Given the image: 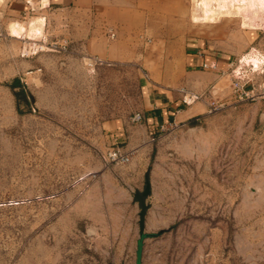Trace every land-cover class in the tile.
Returning <instances> with one entry per match:
<instances>
[{
  "label": "rangeland",
  "instance_id": "1",
  "mask_svg": "<svg viewBox=\"0 0 264 264\" xmlns=\"http://www.w3.org/2000/svg\"><path fill=\"white\" fill-rule=\"evenodd\" d=\"M31 3L19 20L7 19L0 3V264L128 263L133 244L114 256L120 228L99 225L107 205L99 189L119 185L117 173L128 175L137 161L143 191L154 155L147 146L137 157V140L110 144L105 124L138 125L131 118L146 84L176 88L185 38L218 39L219 52L235 59L264 53V35L253 40L255 31L228 18L194 21V0H90L63 13L47 11L48 0ZM103 44L118 46L117 57L93 54ZM195 83L183 89L209 97L208 113L183 128L205 138L184 172L171 166L160 175L184 217L171 231L177 239L157 242L140 264H264V100L236 102L226 76L212 94L194 91ZM112 149L130 162L106 161Z\"/></svg>",
  "mask_w": 264,
  "mask_h": 264
},
{
  "label": "crops",
  "instance_id": "2",
  "mask_svg": "<svg viewBox=\"0 0 264 264\" xmlns=\"http://www.w3.org/2000/svg\"><path fill=\"white\" fill-rule=\"evenodd\" d=\"M89 1L48 0L45 9L48 8L47 11H49L50 5H53L54 11L62 10L61 13H63L68 8L67 5L79 2L82 3L80 7H86L83 6V3ZM0 3L1 11L9 20L23 19L29 14L30 8L33 9L31 0H0ZM109 30L113 31L114 29L109 27L106 33ZM245 35L248 38L251 36L247 32ZM258 35L259 33L256 32L250 38L255 40ZM219 46H223V42L218 39L209 40L208 45H206L205 41L200 38H185L180 53L182 76L176 79V88L158 83L146 84L143 87L140 110L143 116L142 121L132 128L127 121L120 120L110 121L104 126L110 144L117 145L137 140L133 145L137 157L145 158L147 146H151V155H154V168L150 175V193L145 198L143 238L140 237L139 231L141 205L135 196L142 192H137V181L145 176V171L137 166V161L129 165L128 175L125 172L117 173L119 185L107 184L99 189L103 194V201L107 204L105 214L99 225L120 228L116 232L115 242L117 245L114 249V256H120L122 252L120 248L123 243L130 242L133 244L128 249L129 262L124 264H140V257L144 261L145 254L152 253L157 242L170 241L173 237L177 239V235L172 234L171 231L184 217L183 203L178 202L179 194L176 191L167 189L165 183L161 182L160 175H170V170H162V168L167 167L169 169L171 166L181 168L179 171L184 172L185 170L182 168L185 164L193 161L194 156L198 155L194 147L200 148V143L205 135L197 128L185 130L183 128L184 122L208 113L207 101H209V97H205L200 102L185 106L181 102V94H179L178 89L188 88L189 86L186 85L196 80V83L191 86L194 91L202 92L212 89L210 94L214 93L213 90L221 79V72H226L234 59L229 54L219 52ZM117 48L118 46H105L103 44L96 46L93 54L103 58L110 57L112 54L117 57ZM212 65L215 66L214 69L209 67ZM165 82L163 81V83ZM132 129L133 131L135 129L137 133L134 134ZM161 129H167V133L162 134L161 138L158 139L154 133H158ZM197 133L199 138L193 137ZM198 163L201 164L200 159ZM101 177L107 178L105 174Z\"/></svg>",
  "mask_w": 264,
  "mask_h": 264
},
{
  "label": "built area",
  "instance_id": "3",
  "mask_svg": "<svg viewBox=\"0 0 264 264\" xmlns=\"http://www.w3.org/2000/svg\"><path fill=\"white\" fill-rule=\"evenodd\" d=\"M216 12L217 15L214 18L217 20L222 18L237 20L243 30L255 31L264 35V0H227L225 8L218 7ZM108 36L110 39H114L115 33L109 30ZM254 53L250 58H247L248 54L235 58L229 69L226 72H221L222 77L226 76L229 79L231 95L236 102L264 100V78H262L264 77V53L258 50H255ZM90 61L100 62L98 58H93ZM209 67L215 68L214 65ZM179 92L181 102L185 106L201 101L203 97L202 94L191 93L183 88ZM142 118V114L137 112L132 116L131 122L140 123ZM130 160L131 155L123 153L119 149H112L106 155V161L115 165H126Z\"/></svg>",
  "mask_w": 264,
  "mask_h": 264
},
{
  "label": "bare ground",
  "instance_id": "4",
  "mask_svg": "<svg viewBox=\"0 0 264 264\" xmlns=\"http://www.w3.org/2000/svg\"><path fill=\"white\" fill-rule=\"evenodd\" d=\"M226 2H227V0H201V1L194 0V4H193L194 10L192 13L194 16L193 20L200 21V18H211V19H213L217 15L216 8H218V7H220V9L225 8ZM18 28H20V27H17V24H14L11 27V32L19 33ZM21 29L22 28H20V30ZM37 30H38V27L31 26L29 32L30 33H37ZM24 31H25V29H24ZM28 35H29V33H28Z\"/></svg>",
  "mask_w": 264,
  "mask_h": 264
},
{
  "label": "water",
  "instance_id": "5",
  "mask_svg": "<svg viewBox=\"0 0 264 264\" xmlns=\"http://www.w3.org/2000/svg\"><path fill=\"white\" fill-rule=\"evenodd\" d=\"M150 193V184L146 181L145 187L143 191L140 194H137L135 197L139 201L141 208L139 212V231H140V237L143 238V222H144V215L146 211V204H145V198Z\"/></svg>",
  "mask_w": 264,
  "mask_h": 264
}]
</instances>
